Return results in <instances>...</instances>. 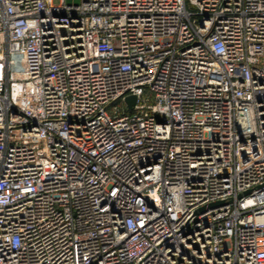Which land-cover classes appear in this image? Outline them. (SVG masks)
<instances>
[{
  "label": "built area",
  "instance_id": "1",
  "mask_svg": "<svg viewBox=\"0 0 264 264\" xmlns=\"http://www.w3.org/2000/svg\"><path fill=\"white\" fill-rule=\"evenodd\" d=\"M0 264H264V0H0Z\"/></svg>",
  "mask_w": 264,
  "mask_h": 264
},
{
  "label": "water",
  "instance_id": "2",
  "mask_svg": "<svg viewBox=\"0 0 264 264\" xmlns=\"http://www.w3.org/2000/svg\"><path fill=\"white\" fill-rule=\"evenodd\" d=\"M134 100H135V97H134V96H128V97L126 98V101H127L129 104L133 103Z\"/></svg>",
  "mask_w": 264,
  "mask_h": 264
},
{
  "label": "rangeland",
  "instance_id": "3",
  "mask_svg": "<svg viewBox=\"0 0 264 264\" xmlns=\"http://www.w3.org/2000/svg\"><path fill=\"white\" fill-rule=\"evenodd\" d=\"M54 3H57L59 0H53ZM67 3H76L78 2L79 0H65Z\"/></svg>",
  "mask_w": 264,
  "mask_h": 264
}]
</instances>
